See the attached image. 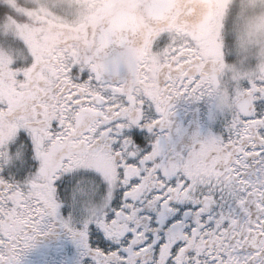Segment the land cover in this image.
Returning a JSON list of instances; mask_svg holds the SVG:
<instances>
[{
  "label": "snow or ice",
  "instance_id": "snow-or-ice-1",
  "mask_svg": "<svg viewBox=\"0 0 264 264\" xmlns=\"http://www.w3.org/2000/svg\"><path fill=\"white\" fill-rule=\"evenodd\" d=\"M0 264H264V0H0Z\"/></svg>",
  "mask_w": 264,
  "mask_h": 264
}]
</instances>
